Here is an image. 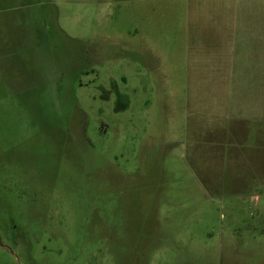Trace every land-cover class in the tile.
Masks as SVG:
<instances>
[{"label":"rangeland","instance_id":"rangeland-1","mask_svg":"<svg viewBox=\"0 0 264 264\" xmlns=\"http://www.w3.org/2000/svg\"><path fill=\"white\" fill-rule=\"evenodd\" d=\"M0 264H264V0H0Z\"/></svg>","mask_w":264,"mask_h":264}]
</instances>
